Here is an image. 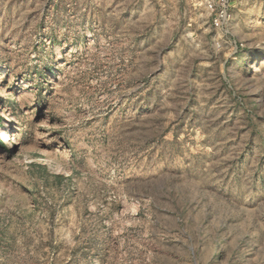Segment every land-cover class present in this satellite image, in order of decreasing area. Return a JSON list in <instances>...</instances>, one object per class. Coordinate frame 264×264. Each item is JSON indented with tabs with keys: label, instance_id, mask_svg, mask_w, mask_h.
<instances>
[{
	"label": "rangeland",
	"instance_id": "rangeland-1",
	"mask_svg": "<svg viewBox=\"0 0 264 264\" xmlns=\"http://www.w3.org/2000/svg\"><path fill=\"white\" fill-rule=\"evenodd\" d=\"M0 264H264V0H0Z\"/></svg>",
	"mask_w": 264,
	"mask_h": 264
},
{
	"label": "built area",
	"instance_id": "built-area-1",
	"mask_svg": "<svg viewBox=\"0 0 264 264\" xmlns=\"http://www.w3.org/2000/svg\"><path fill=\"white\" fill-rule=\"evenodd\" d=\"M204 2H205V4H207V5H210V0H203ZM226 17V8L224 7V9H222V10H220V12H218L216 15H215V17H214V23L216 24V25H218L219 24V22H220V20L222 19V18H225Z\"/></svg>",
	"mask_w": 264,
	"mask_h": 264
}]
</instances>
